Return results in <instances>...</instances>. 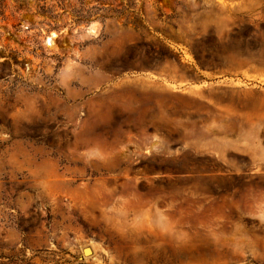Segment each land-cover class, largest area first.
I'll return each mask as SVG.
<instances>
[{
  "label": "rangeland",
  "instance_id": "1",
  "mask_svg": "<svg viewBox=\"0 0 264 264\" xmlns=\"http://www.w3.org/2000/svg\"><path fill=\"white\" fill-rule=\"evenodd\" d=\"M0 264H264V0H0Z\"/></svg>",
  "mask_w": 264,
  "mask_h": 264
},
{
  "label": "water",
  "instance_id": "2",
  "mask_svg": "<svg viewBox=\"0 0 264 264\" xmlns=\"http://www.w3.org/2000/svg\"><path fill=\"white\" fill-rule=\"evenodd\" d=\"M87 251H89V248H85V249L83 250V254H84V255H87V254H86Z\"/></svg>",
  "mask_w": 264,
  "mask_h": 264
},
{
  "label": "bare ground",
  "instance_id": "3",
  "mask_svg": "<svg viewBox=\"0 0 264 264\" xmlns=\"http://www.w3.org/2000/svg\"><path fill=\"white\" fill-rule=\"evenodd\" d=\"M49 40H50V39H49ZM49 40H48V41H49Z\"/></svg>",
  "mask_w": 264,
  "mask_h": 264
}]
</instances>
